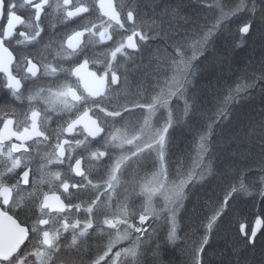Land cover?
I'll return each instance as SVG.
<instances>
[{"label": "snow or ice", "instance_id": "6c2138e0", "mask_svg": "<svg viewBox=\"0 0 264 264\" xmlns=\"http://www.w3.org/2000/svg\"><path fill=\"white\" fill-rule=\"evenodd\" d=\"M199 4L204 22L173 31L162 19L145 29L138 5L116 0H0V81L13 102L0 113V264H172L166 245L181 239L189 206L211 211L188 264H211L220 224L253 195L254 170L223 168L218 153L241 137L264 152V110L258 122L241 115L257 92L264 102V60L207 95L196 84L228 59L222 41L233 51L264 41V0ZM96 45L102 59L89 56ZM180 130L192 137L186 154L174 151ZM259 171L264 202V161ZM236 230L247 247L264 242V204ZM93 237L99 250L85 260Z\"/></svg>", "mask_w": 264, "mask_h": 264}, {"label": "trees", "instance_id": "16d2710c", "mask_svg": "<svg viewBox=\"0 0 264 264\" xmlns=\"http://www.w3.org/2000/svg\"><path fill=\"white\" fill-rule=\"evenodd\" d=\"M116 3L118 5L122 4L125 9L130 5H138L140 19L144 22L145 29L149 27L152 19H162L165 21L164 28L166 30L171 27L173 31H183L184 28L189 26L185 23V18L202 23L208 11L199 4V0H116ZM165 9L169 13L175 9V18L170 15H162ZM208 19H211V15L208 16ZM157 43L163 48V40H159ZM219 51L228 59L219 65L202 70L196 84L200 95H207L209 90L213 89L218 80L222 78H235L258 70L261 61L264 60V41L257 35L244 47L234 51L231 48L230 40L222 41ZM138 82V74H132L129 80V90L135 91ZM123 99V96L113 98L115 102H120ZM262 110H264V102H262L261 96L257 92L255 99L245 104L241 110V115L245 120L258 122L261 119ZM134 123L135 118L129 120L130 125ZM191 140L192 137L187 132L178 131L174 151L177 154H186L191 150ZM218 155L220 166L223 168L251 167L254 170L249 174L253 195L239 196L235 204L232 205V213L220 224L219 230L211 242L212 248L209 256L211 264H221V262L223 264H264V242H258L254 248L247 247L237 235L236 230L238 220H253L254 216L261 211V205L264 204L257 194L261 187L259 169L262 161H264V152L261 151L260 144L255 138L249 140L246 137H241L222 147ZM205 211L210 212L211 206L195 213L192 212L191 206H189L188 211L183 214L178 230L181 239L174 245H166L165 258L170 259L172 264H188L191 245L199 238V221ZM90 245L87 244L88 253L84 254L85 260L95 254ZM153 259L151 254L148 253L146 260L151 261Z\"/></svg>", "mask_w": 264, "mask_h": 264}, {"label": "flooded vegetation", "instance_id": "af4514ba", "mask_svg": "<svg viewBox=\"0 0 264 264\" xmlns=\"http://www.w3.org/2000/svg\"><path fill=\"white\" fill-rule=\"evenodd\" d=\"M93 19H95V17H93ZM49 23L52 22V19L49 18ZM63 28V25H58L57 26V32H59V35H57V39H61L64 35L63 32H60V29ZM104 45H96L95 48L90 49L89 51V56H99L101 59L103 58V54H102V49L104 48ZM15 54L19 57L21 55H25V53L20 52L19 50L15 51ZM33 57H38L40 55V50H33L30 53H27ZM95 67V66H92ZM25 87H29V88H35L36 85L31 84L30 82H25ZM13 102L11 101V99L6 96L5 91L2 88V81H0V113H3V111H5V105H12ZM17 107V111L19 113L20 110V106L19 105H15Z\"/></svg>", "mask_w": 264, "mask_h": 264}, {"label": "rangeland", "instance_id": "374dc122", "mask_svg": "<svg viewBox=\"0 0 264 264\" xmlns=\"http://www.w3.org/2000/svg\"><path fill=\"white\" fill-rule=\"evenodd\" d=\"M161 234H162V233H161ZM94 238H96V237H93L92 239H90V240L88 241V244H91V245H90L91 250H92L93 252L96 253V252L99 250V248H96V247H95V245H94V243H93V239H94ZM100 244H101V243H100ZM149 253H150V252H149Z\"/></svg>", "mask_w": 264, "mask_h": 264}, {"label": "bare ground", "instance_id": "6f19581e", "mask_svg": "<svg viewBox=\"0 0 264 264\" xmlns=\"http://www.w3.org/2000/svg\"><path fill=\"white\" fill-rule=\"evenodd\" d=\"M93 243H94V245H96L95 247L99 248L100 243H101V238H99V237L94 238ZM97 245H99V246H97ZM86 253H88V252H86Z\"/></svg>", "mask_w": 264, "mask_h": 264}]
</instances>
